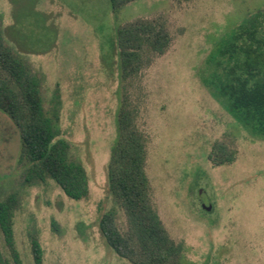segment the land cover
<instances>
[{
  "label": "rangeland",
  "instance_id": "obj_1",
  "mask_svg": "<svg viewBox=\"0 0 264 264\" xmlns=\"http://www.w3.org/2000/svg\"><path fill=\"white\" fill-rule=\"evenodd\" d=\"M253 19L264 34V0H136L118 12L110 0H0L3 37L40 79L45 112L89 180L79 201L52 179L27 185L19 130L0 111V201L18 197L23 264H35L30 234L43 264H131L99 229L109 210L127 227L107 179L125 99L147 140L152 202L181 264H264V137L229 113L216 87L229 66L223 47ZM137 20L164 22L172 44L124 81L117 29ZM216 143L235 152L233 163L213 165ZM0 246L7 254L1 237Z\"/></svg>",
  "mask_w": 264,
  "mask_h": 264
},
{
  "label": "trees",
  "instance_id": "obj_2",
  "mask_svg": "<svg viewBox=\"0 0 264 264\" xmlns=\"http://www.w3.org/2000/svg\"><path fill=\"white\" fill-rule=\"evenodd\" d=\"M136 0H110L118 12ZM190 1V0H177ZM257 19L246 21L232 34L221 54L229 61L217 84L229 113L252 134L264 137V34ZM172 44L171 33L160 20H137L117 29L122 79L138 76L156 56ZM41 81L4 39L0 26V111L14 122L20 133L21 162L27 185L52 179L72 200L89 194L85 168L70 158V145L58 138L57 126L44 108ZM136 113L124 100L117 119L118 137L107 167L109 192L125 213L127 227L118 224L116 210L105 212L99 229L106 243L131 264H181V247L169 236L154 208L146 172L147 140L136 123ZM214 166L231 164L235 152L216 143L209 155ZM18 197L0 201V264H23L15 243L14 216ZM35 264H43V249L30 234Z\"/></svg>",
  "mask_w": 264,
  "mask_h": 264
}]
</instances>
